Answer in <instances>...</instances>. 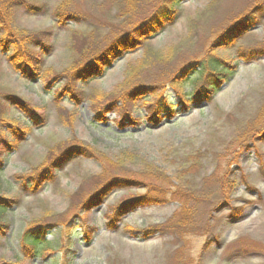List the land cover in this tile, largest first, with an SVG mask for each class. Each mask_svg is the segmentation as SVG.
<instances>
[{
    "label": "rangeland",
    "instance_id": "obj_1",
    "mask_svg": "<svg viewBox=\"0 0 264 264\" xmlns=\"http://www.w3.org/2000/svg\"><path fill=\"white\" fill-rule=\"evenodd\" d=\"M11 1L0 0V196L18 203L0 232V264H264V0H181L142 47L87 80L76 68L161 0H24L32 10H10ZM245 16L250 26L225 38ZM10 32L43 36L32 50L35 78L10 62ZM209 59L232 76L198 102ZM163 94L191 103L153 125L147 113ZM127 109L139 125H119ZM76 146L88 156H64L38 185L28 179ZM115 177L141 184L83 208ZM151 189L168 200L123 211L111 228L116 207ZM29 229L49 248L34 255Z\"/></svg>",
    "mask_w": 264,
    "mask_h": 264
},
{
    "label": "trees",
    "instance_id": "obj_2",
    "mask_svg": "<svg viewBox=\"0 0 264 264\" xmlns=\"http://www.w3.org/2000/svg\"><path fill=\"white\" fill-rule=\"evenodd\" d=\"M181 3V0H161L156 9L153 11V13L144 19L141 24H137L133 28L129 29L124 34L116 37L111 44L106 47L98 57H94L91 61L80 65L76 68L77 76L81 80H87L89 78H97L100 74V71H105L107 68H110L113 66L115 59L119 56H125L128 53H131L138 48L143 46L144 40L147 39L150 35H152L153 31H159L161 28H163L168 22H170L172 17L177 15L178 7ZM25 7L27 10H32L34 5H27V2L24 0H13L11 1V5L9 6L10 10L18 9L19 7ZM3 16V10H0V18ZM243 19H247L245 22H241L240 24L234 25V27H231L225 31L224 37L226 35L232 34L235 29H241L238 28L240 26H247L248 28L250 24L253 22L254 19H251L250 16H245ZM244 28L243 30H246ZM7 39V48L12 42L10 41V38H15L17 41L15 42V53L12 54L11 57H9L10 62L19 70L22 74L27 75L28 78L33 79L37 76V73L33 69L34 62L37 59L36 54L34 51V46H40V38L43 37L40 35H34L29 37H17L13 32L7 33L6 35ZM226 38V37H225ZM223 39V38H222ZM32 47V48H31ZM222 65L219 61L209 59L206 61V64L201 66V72L200 75L203 74V72L206 71L207 67L210 70V74L208 77L204 80L205 82L201 86H196L195 92L196 95L193 96L195 101L198 102H211L214 98V96L220 91L221 87L225 84V82L228 80L229 76H232V73L228 72L227 70H224L222 68ZM75 71V72H76ZM195 84V83H194ZM135 89V88H134ZM132 89V90H134ZM131 89L127 90L125 92V95L130 96ZM138 91V89H135V91ZM133 92V93H134ZM162 95V94H161ZM191 101L184 95H178V102L174 103L170 101V98L163 94L162 97H158L157 102L155 104H152V109H150L149 113H147L148 120L153 125H158L163 119H173V117L176 114H179L180 112L187 111V106L190 104ZM115 103H110L106 106H101L99 110L97 111V116L102 115L104 113H107V111L111 108V106H114ZM177 104V105H175ZM178 107H180V110H176ZM128 112L124 111L120 114V122L119 125L122 127L126 124L131 125H139L138 120H136L132 115L133 112L127 109ZM132 118V119H131ZM0 139L2 140L1 132H0ZM21 139V138H20ZM14 148H16L13 144H6L5 149L7 151H12ZM74 154L75 155H81V156H88L89 153L85 150H81V147H73L68 148L62 152V155L58 158L49 159L46 162V166L38 172V174L34 177L28 178L34 180L36 177V185H38V182L43 180L45 175L48 171L50 172V167L57 165L61 161H63L64 156ZM3 167L2 161H0V169ZM52 173V172H51ZM53 175V173H52ZM51 175V176H52ZM141 184L138 183V181L129 180V179H122L115 177L110 182V187L107 189V186L104 187V189L97 192V194L93 195L91 199L87 200L85 206L83 208H86L88 204H94L99 205L103 202V200L106 198V196L116 188H125L127 184ZM148 185V184H147ZM155 187V186H153ZM40 188V187H39ZM39 188H37V192L39 191ZM156 188V187H155ZM152 193L151 195L142 196L138 198H134L132 200L126 201L122 203V205L116 207L112 213L116 212L117 214L113 216V220L111 224L113 225V229L116 228L115 222L119 221V216L123 211H128L132 208H134L136 205L141 204L142 202L147 203L148 205H157V204H163L165 203L168 198L167 195L164 193H160L156 190L151 189ZM175 195V193H172L170 196ZM18 202L14 199L10 198H3L0 196V232L1 234L4 233L5 230L8 229V225L5 223L6 214L10 209H12ZM67 224V223H66ZM72 224V221L69 220L68 226ZM42 228V230H40ZM36 229V228H34ZM33 230H28L24 234V241L29 243L31 245V250L33 254L36 253H42L44 250L49 248L48 243H39V241H31V233L34 232ZM38 231H40L41 235L44 234L45 227L38 226ZM89 235H86V240H89L87 238Z\"/></svg>",
    "mask_w": 264,
    "mask_h": 264
}]
</instances>
